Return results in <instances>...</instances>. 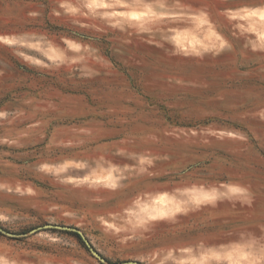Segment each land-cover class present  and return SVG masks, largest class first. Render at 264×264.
<instances>
[{"label":"rangeland","instance_id":"obj_1","mask_svg":"<svg viewBox=\"0 0 264 264\" xmlns=\"http://www.w3.org/2000/svg\"><path fill=\"white\" fill-rule=\"evenodd\" d=\"M0 264H264V0H0Z\"/></svg>","mask_w":264,"mask_h":264},{"label":"bare ground","instance_id":"obj_2","mask_svg":"<svg viewBox=\"0 0 264 264\" xmlns=\"http://www.w3.org/2000/svg\"><path fill=\"white\" fill-rule=\"evenodd\" d=\"M129 16V15H128ZM160 199V198H159ZM156 201V200H155ZM155 207V206H154ZM147 211V210H146ZM160 212V211H159Z\"/></svg>","mask_w":264,"mask_h":264}]
</instances>
